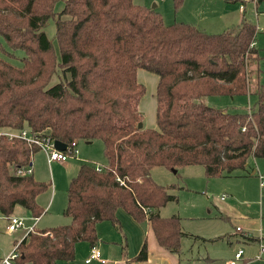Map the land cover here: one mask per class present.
<instances>
[{"label":"trees","instance_id":"1","mask_svg":"<svg viewBox=\"0 0 264 264\" xmlns=\"http://www.w3.org/2000/svg\"><path fill=\"white\" fill-rule=\"evenodd\" d=\"M57 1L0 0V35L23 52L20 64L0 56V131L27 129L66 145L98 139L105 163L79 165L66 189L69 223L29 231L14 245V262H70L77 242L97 243V223L120 227L118 209L148 222L158 245L179 255L181 240L197 236L182 229L179 215L160 214L176 200L169 191L176 186L157 183L151 170L201 165L207 179L231 177L247 172L249 157L264 159V83L249 84L250 62L259 58L256 24L243 18L209 33L188 22L165 23L156 7L133 0H64L56 12ZM171 1L174 11L183 2ZM50 19L59 59L43 30ZM140 68L158 77L157 128L138 127ZM251 92L256 100L243 112L204 102ZM38 150L0 135V216L17 206L34 218L43 213L36 198L49 183L19 172ZM146 258L144 239L131 260Z\"/></svg>","mask_w":264,"mask_h":264},{"label":"rangeland","instance_id":"2","mask_svg":"<svg viewBox=\"0 0 264 264\" xmlns=\"http://www.w3.org/2000/svg\"><path fill=\"white\" fill-rule=\"evenodd\" d=\"M133 1L148 7L155 4L156 8L162 13L164 22H173L170 20L171 17H173L171 0ZM185 4L189 6L188 1H186ZM63 5L64 0H58L55 4V11L59 12L63 8ZM245 16L255 22L259 29L256 43L260 57L257 61L250 62L249 65V68H251L249 84L250 88L253 89L256 83H264V14L260 8L253 11L247 8ZM43 30L47 37L51 39L57 59H59V50L55 39L54 20H48ZM5 50L12 52V54H8ZM0 56L15 64H20V58L23 56V52L18 49H10L5 39L0 35ZM138 72H140V74L144 73L155 76L154 73L141 68L138 69ZM138 78L141 81V76L139 74ZM56 79L55 75L52 77L50 84L57 81ZM147 85L148 90H145L140 101L145 97H152L149 82H147ZM255 100L256 96L252 92L233 97L213 95L204 98V102L207 105L220 107L229 112L247 111ZM140 108L144 119L142 122H155V111L153 108L150 112V107L145 108L144 103L140 104ZM74 149L73 155L69 156L64 162L54 161L49 163L46 153L41 149L33 154L31 163L34 177L49 183L48 188L36 198L38 204L43 207V209L47 207L46 213L40 216L36 224L38 228L67 223V218L63 214L66 205V189L69 180L77 173L81 163L86 162L94 165H102L105 163L102 142L98 139L90 143L80 140L76 146H74ZM247 171L251 173L252 170L247 169ZM151 176L159 184H174L176 186L169 190L170 193L176 195V200L169 201L160 209V214L162 216L180 215L182 229L185 232L197 236L199 239L201 238L200 240H202L203 237H214V242H206L205 245L198 240L193 241L192 238H183L180 246L181 255L183 256L181 264L184 262H188L189 264H227L230 261V257L233 256L234 251L239 248L244 250L245 256L249 258L246 262L247 264H264V256L261 258H252L257 252L256 243L251 242L247 244L242 241H233L230 243L227 240V236L230 234L234 237L238 235V231H235V228H239L244 232L248 231V233L254 235H256L254 233L256 229H259L260 233L264 236V194H262L260 199L257 198V201L261 203L263 222H259V219L255 220L254 215L251 214L246 216L247 218H242L243 216H234L235 211H241L252 203L250 202V197L254 195L255 191L259 192L261 186L256 173L253 176L238 178L241 179V185H233L230 183V180L223 178L215 177L207 179L203 174V166L201 165L182 167L176 172H173L172 169L158 166L152 169ZM243 191H246V197L243 196ZM222 195L225 197L227 196L226 199L235 197L237 200V202L232 205L233 209H229V212H231V217L229 219H224L217 215L216 208L213 206L215 204L218 207L221 205L220 209H222L221 207L228 208L227 203L229 199L220 201L219 197ZM208 210H211V213H209ZM11 216L23 218L25 227L23 228L24 230L19 228L14 232H9L6 229L7 217L0 216V257L8 256L12 252L15 243L21 239L25 229L34 224V217L30 216L21 206H17ZM247 222L250 228H247L243 224ZM100 225L107 226L105 227V231L113 228L109 221H104L99 224V226ZM218 236L222 237L217 238ZM108 241L114 242V240ZM131 251L130 245L128 244L127 253L129 256L133 255ZM75 253H79L75 257V260L79 262L81 256L83 261L85 251H83V249L78 251L77 249ZM207 256L208 259L203 258ZM87 257H85V259ZM242 260L243 259L239 260L236 264H243Z\"/></svg>","mask_w":264,"mask_h":264},{"label":"crops","instance_id":"3","mask_svg":"<svg viewBox=\"0 0 264 264\" xmlns=\"http://www.w3.org/2000/svg\"><path fill=\"white\" fill-rule=\"evenodd\" d=\"M186 1H188L189 6H186L185 4ZM241 3H243V10L240 9ZM247 8H249L251 11L258 10V8H260V10H262V13L264 14V0H243L242 2L240 0H183L181 6L177 10L175 11L173 10V17H171L170 20H172L173 22L182 21V22L192 23L209 33H218L226 29L237 26L243 20V18L248 19V17L245 16ZM258 33H259V29L257 28L255 35V42H254L256 48H258L256 43ZM257 55L258 57H260L259 53ZM258 59L259 58L254 59L253 62L257 61ZM138 74L141 76V81L138 78ZM154 75L155 76L144 73L140 74L138 70L136 72V77L138 82L144 85L146 91L148 90L147 82H149L150 91L152 92L151 94L152 97L151 96L148 98L145 97L143 100L139 101L138 108L140 111H141L140 104L142 103H144L145 108L150 107L149 110L150 112L152 108L154 111L156 110L155 90H156L158 77L156 74ZM142 125L145 128H156V121L142 122ZM60 162H64V160ZM189 166H193V165H189ZM247 169L252 170L251 173L248 171L240 172L237 173L236 175H232L231 177H217V178L228 179L230 180V183L233 185H241L240 182L241 179L238 178L253 176L255 175V173L257 174L259 179V175L264 176V159L249 157L247 160ZM203 174H204V169H203ZM259 184H260V180H259ZM260 190L259 192L255 191L254 195L250 197V202L252 203L247 205L241 211H235L234 216H243L242 218H247L246 216L251 214L254 215L255 220L259 219V222L261 221L263 222V217H262L263 212L261 210V203L257 201V198L260 199L262 197V194H264V187H261ZM243 196L246 197V191H243ZM219 198L220 201H226L229 199V198L226 199L227 196L225 197L224 195L220 196ZM236 202H237L236 198L232 197L228 200L227 209L223 207H221L222 209H220L221 205H219L218 207L217 205L214 204L213 206H215L216 208L217 215H219L221 218L229 219L231 217L230 216L231 212H229V209H233L232 205L235 204ZM46 208H44V211L40 216L46 213ZM208 212L211 213V210H208ZM40 216L34 218V224L31 225L33 226L34 229L38 228L36 227V224L38 223ZM116 216L119 220V225H120L119 228L114 226L110 222L113 228L111 230L105 231V227L107 226H101V225L99 226V224L103 223L104 221H102L101 223L99 222L96 225V231L98 233L97 235L98 241L94 246L99 250L100 257L103 258L105 262H100L99 260L96 259H93L90 262H85L84 261L85 257H87L91 245H89L87 242L79 241L75 245V251H77V249L78 251L79 250L81 251L82 249L83 251H85L84 253L85 257L83 261L81 256L79 262L75 260V257L79 254V253H75L74 259L71 260L70 262L59 260L57 261L56 264H181V260L183 259L181 253L179 255H176L170 252L169 250L163 248L162 246L158 245L154 233L150 228L148 222L144 221L142 223H137L122 209H118L116 211ZM66 218H67V223H69L70 218L68 217ZM243 224L247 228H250L248 222ZM257 230L259 229H256V232H254L256 235H254L252 233H248V231L244 232L243 230L241 231V229L238 230L237 228H235V231H238V235L234 237L232 234H230L229 236H227V240L230 243L233 241L236 242L242 241V242H246L247 244H250L251 242L256 243V247H257L256 251L258 252V239L260 237L264 238V236L262 233H260V230L259 231ZM24 235L25 232L23 233L22 237H24ZM220 237L218 236L217 238ZM213 238L203 237L202 240H200L201 238L200 239L192 238V239L193 241L198 240L200 241V243L205 245L206 242H210V243L214 242ZM144 239L146 241V247H147V258L143 261L134 262L131 259L138 253ZM108 240H114V242ZM128 244L130 245V249L132 250L131 251V254H133L132 256H129L127 253ZM236 250L234 251V253L236 252ZM257 252L252 256V258L255 257ZM203 258L208 259V256L206 258L205 257ZM241 259H243L242 260L243 264H245L249 259L248 257L245 256L244 250L241 258L234 259V254L233 256L230 257V261L234 260V264H236V262H238ZM230 261L227 264H230ZM183 264H189V263L184 262Z\"/></svg>","mask_w":264,"mask_h":264},{"label":"built area","instance_id":"4","mask_svg":"<svg viewBox=\"0 0 264 264\" xmlns=\"http://www.w3.org/2000/svg\"><path fill=\"white\" fill-rule=\"evenodd\" d=\"M241 2L243 0H240ZM240 9L243 10V3L240 4ZM6 135L7 137H19L24 139L25 141L32 143L38 146L39 149L43 150L46 153L47 161L50 163L52 161H63L66 160L69 156H72L76 146L75 142H72L70 145H66L64 150H59L54 147V140L48 136L42 135L40 133H32L27 129H22L18 132H11V131H0V135ZM99 169V168H98ZM32 168L28 167L25 170H19L22 173H31ZM260 186L264 187V176L259 175ZM7 225L6 229L9 232H14L17 229H23L25 227L23 218L10 216L7 218ZM239 230V228H237ZM34 230L33 226L28 227L25 229V235L29 232ZM243 250L237 249L234 253V259H239L242 257ZM264 255V238L260 237L258 239V252L255 255L256 258H260ZM17 256L15 249L13 248L12 252L8 255L3 257L0 260V264H16L14 262V258ZM96 259L100 262H105L103 258L100 257L99 250L94 246H90V251L88 257L84 260L85 262H90L91 260ZM230 264H234V260L230 261Z\"/></svg>","mask_w":264,"mask_h":264},{"label":"water","instance_id":"5","mask_svg":"<svg viewBox=\"0 0 264 264\" xmlns=\"http://www.w3.org/2000/svg\"><path fill=\"white\" fill-rule=\"evenodd\" d=\"M151 7H155L153 4ZM138 127H142V123H138ZM91 141H86V143H90ZM66 144L60 140H54V147L59 150H64ZM173 172H176V169H172Z\"/></svg>","mask_w":264,"mask_h":264}]
</instances>
